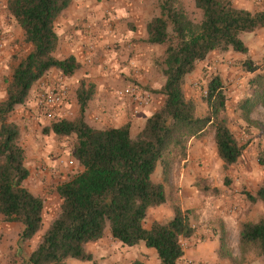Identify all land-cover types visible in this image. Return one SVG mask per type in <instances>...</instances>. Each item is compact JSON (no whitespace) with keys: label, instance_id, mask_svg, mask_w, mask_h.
<instances>
[{"label":"trees","instance_id":"16d2710c","mask_svg":"<svg viewBox=\"0 0 264 264\" xmlns=\"http://www.w3.org/2000/svg\"><path fill=\"white\" fill-rule=\"evenodd\" d=\"M72 1L8 0L6 3L7 14L19 27L23 41L31 47L13 68L6 82V96L0 101V216L5 223L21 227L19 247L40 231L44 202L23 187L29 171L20 144L21 128L10 121V116L29 100L37 82L51 70L64 78L80 71L81 64L73 56L56 57L59 39L55 24ZM192 1L201 12L199 23H192L183 14L182 0H159V15L146 25V44H167L161 71L164 82L159 90L163 102L135 135L130 134L128 124L96 130L85 122L84 111L93 86L83 81L76 90L79 112L75 118L39 122L35 106L33 115H27L31 120L24 122V127L49 123L46 133L51 132L58 139L74 138L71 157L82 170L56 186L61 201L59 212L25 264L92 262L86 244L99 241L106 232L113 241L127 247L143 242L155 250L159 264H178L183 257L181 241L194 233L188 211L175 205L170 220L145 227L148 211L167 200L164 184L153 180L158 166L164 178L168 173L171 161L165 153L175 147L180 157L185 158L187 142L206 128L213 131L216 154L224 170L235 165L244 150L228 128L221 79L212 77L206 84V95L202 97L207 107L204 116L197 115L194 103L186 98L185 79L212 52L247 55L248 48L240 35L264 29V11L237 9L231 0ZM239 66L247 74L259 70V65L249 58L241 60ZM250 84L254 95L242 103L246 122L255 99L259 98L260 103H256L264 109V91L257 96L261 88L264 90V74L253 77ZM34 99L36 103V95ZM201 189L215 190L204 186ZM248 198L252 203L264 205V185ZM238 243L241 255L255 249L264 262V217L256 222H241Z\"/></svg>","mask_w":264,"mask_h":264},{"label":"rangeland","instance_id":"374dc122","mask_svg":"<svg viewBox=\"0 0 264 264\" xmlns=\"http://www.w3.org/2000/svg\"><path fill=\"white\" fill-rule=\"evenodd\" d=\"M7 1L0 0V101L6 96V82L10 79L13 68L31 49L30 45L23 41L22 33L15 21L6 12ZM76 1L78 0H73L71 3V8L74 9L73 12L78 10V7L75 6ZM115 2L132 5L130 8L134 10L133 14L136 15L134 17L137 18L136 20L139 23L135 24V22L128 18L123 24L125 31H136L137 28L141 29L142 27L146 32L147 23L155 17V14L156 16L159 15V0H89L92 6L87 9H91V13H103L107 16L106 11L108 10L109 3ZM144 3H147V9L143 8ZM181 8L189 21L194 24L199 23L201 12L195 8L192 0H182ZM87 30L91 31L93 29L88 28ZM261 31L264 30L261 29ZM261 31L258 30L254 33L240 35V39L248 48L247 55L235 54L236 56L234 57H238L235 59L229 51L228 53L219 54L215 58L208 59L207 57L205 62L198 64L196 68L198 76L191 80V82H188L191 90L187 91V96L185 94L186 98L194 103L197 115L204 116L207 113V107L203 103L202 97L205 96L203 91H206V84L212 77L221 79L226 96L225 115L228 128L238 143L244 147L237 163L228 170L222 168V164L216 154L213 131L211 128H206L203 133L187 142L185 158L180 157L178 149L175 147H171L165 153V157L171 161L165 178L161 174L162 168L160 166H158L153 175L154 181L161 182L166 186L169 205H171L172 209L175 205L180 206L176 185L178 182H185L187 179L189 180L186 183H190L188 184L190 187L187 184L186 186L189 188L194 187L198 190L204 202H209L210 199L214 198L220 203L227 198L239 196L238 200L241 201L240 203H242L243 208L246 209L245 213L242 214L244 215L243 217L241 214L232 215L230 210L229 212L226 211L225 216L230 219V223L226 224L222 218L218 217L220 215L211 221L200 220L201 215L197 211L201 209L193 208L191 214H189V219L190 224L193 225L194 230L198 233L196 236L197 242L190 245L185 242V239L181 242L185 250H196L197 257L211 254L213 260L205 262L201 258L200 260H196L184 257L180 260L179 264H182V262L186 264H264L260 253L255 249H248L244 255H241L238 243L239 224L245 221L256 222L261 217H264V205L260 202L252 203L248 198L255 195L256 191L264 185V109L259 104V98L255 99L250 106L249 122L243 119L242 109V103L254 95V88L250 84L251 79L256 75L264 74V33H261ZM92 37L94 36L90 35V38ZM128 40L134 46L138 44L141 47L153 50L152 55L154 58L152 65L154 71L152 76L155 79V83L161 82L162 79L164 80L161 71L167 44L151 46L146 44L145 40L138 37H131ZM61 43L59 51L64 48ZM116 45L118 46L115 47ZM116 45H112L111 49L113 52L117 57H123V63H129V59L133 55V52L129 51L131 49L124 46L123 51H120L122 47L119 45V42ZM56 57L61 59L65 58L66 55L57 51ZM245 58H249L259 65V70L255 74H247L241 70L239 66L240 61ZM52 77L57 79L62 76L59 72H55ZM66 79L72 86L71 99L75 98L76 90L82 78L81 76L74 75ZM263 91V88H261L257 96H261ZM35 95L36 92L32 91L29 100L21 106V108L24 107L26 113L19 110L18 113H22V118L20 115V118L15 119V121H17L20 128L23 127L21 129L24 130V134L30 132L31 130L29 129L32 128L34 129L32 136L37 135L36 138H40L43 142V136L45 134L46 136L48 135L46 129L49 127V123L38 124L36 128H24L23 126V118L25 119L28 114L33 115L32 109L35 106ZM257 101L259 103H256ZM27 103L28 105H26ZM160 107L161 105H159L158 109ZM18 109L20 107L16 108L15 111ZM65 118L69 119L68 116ZM61 140L64 142L63 148L72 149L74 138L59 139V141ZM184 160L187 161L183 162ZM33 161L34 159L32 160L31 158L25 161V166L29 172L34 167L32 165ZM63 170L64 168H59L57 173ZM79 172V165L75 164L70 176L73 177ZM57 173L49 174V182H41L37 188L33 189L32 194L42 198L44 202L42 227L33 239L23 243L19 247V232L21 227L17 224L5 223L0 216V264H25L24 261L36 247L43 232L58 214L61 201L55 192V188L68 179L62 181V172L59 175ZM203 186L215 190L205 191L201 189ZM240 219H243V221H240ZM227 225H229V229H227ZM209 228L216 232L214 233L215 239L209 238L204 234V231Z\"/></svg>","mask_w":264,"mask_h":264},{"label":"crops","instance_id":"0c3cea01","mask_svg":"<svg viewBox=\"0 0 264 264\" xmlns=\"http://www.w3.org/2000/svg\"><path fill=\"white\" fill-rule=\"evenodd\" d=\"M231 2L237 9L250 12L264 11V0H231ZM146 5L147 3H144V9H147ZM71 6L63 12V16L61 15L55 24V30L59 39L57 51L58 53L65 54L66 57L73 56L81 64L80 71L75 75L81 76L83 82L93 86L92 97L84 111V120L91 128L96 130L119 128L128 124L130 134L135 135L141 130L145 120L163 102V96L158 91L164 80L162 79L161 82L155 83V79L152 76L154 71L152 65L154 58L152 55L153 50L141 47L135 43L134 46L128 40L131 37L146 40V32L142 27L131 32L123 29V24L128 18L135 22V24H139L136 20L137 18L134 17L136 16L133 14L134 10L130 8L132 5H128V3H109L108 10L106 11L107 16L103 13H91V9H87L92 6L89 0L76 1L75 6L78 7V10L74 12ZM88 28H92L93 30L89 31L87 30ZM262 32L264 33V31ZM90 35L94 37L90 38ZM117 42L122 47L120 51H123V47L125 46L131 49L129 51L133 52L129 63H123V57H117L111 49L112 45H116ZM60 43L64 48L59 51ZM229 53L233 57L236 56L231 51ZM216 56H219V53L216 51L212 52L208 56V59L215 58ZM234 58L237 59L238 57ZM55 72L58 71L51 70L45 76V79H56L52 77ZM196 76H198V70L186 78L184 85L186 96L187 91L191 90L188 82H191ZM67 84L70 88V95L66 103L56 112L59 119H63L66 116L69 119L71 117L75 118L79 112L76 94L75 98L71 99L72 86L68 80ZM128 87H137L142 93L149 94L150 101L137 107L128 98H119L117 92ZM19 110L25 112L24 107H20V109L14 110L10 116V121L17 125L18 123L15 119H19L22 114L18 113ZM26 118H23V123H27ZM31 127L36 128V125ZM29 130L31 131L24 134V130L21 129L20 143L25 152V161L29 158L34 159L32 162L34 167L29 172L30 176L23 182V186L33 193V189L37 188L41 182H49V174L57 173L59 168H64L63 171L57 173L59 175L62 172L61 180L65 181L69 179L71 177L70 174H72V168L77 163L74 161L70 166H58L57 159L68 160L71 157V148H63V140L59 141L51 132L47 136L46 134L43 136L42 142L40 138H36V134V136H32L34 129L31 128ZM186 161L184 160L183 162ZM81 170L79 166V171ZM188 180L178 182L176 185L177 197L182 211H188L191 214L193 208H198L201 209L197 211L201 215L200 220L211 221L220 215L218 217L222 218L226 224L230 223V219L225 216L226 211L229 212L230 210L232 215L241 214L242 217L244 216L242 214L245 213L246 209L243 208L242 203H240L241 201L238 200L239 196L227 198L220 203L214 198L210 199L209 202H204L198 190L194 187L189 188L190 185L188 184L190 183H186ZM164 187L167 191L165 185ZM172 217L173 209L169 205L167 196L164 205L148 211L145 227L147 229L150 228L153 222H167ZM240 221H243V219H240ZM227 229H229V225H227ZM214 233L216 232L210 228L204 231L207 237H212L213 239H215ZM197 235L198 233L194 230L193 235L186 239L185 242L189 245L196 243ZM86 250L92 255V262L70 261V264H159L155 250L147 248L143 242L133 247H127L119 242L113 241L108 232L99 241L86 244ZM183 251L184 255L181 259L186 257L200 260L201 258L205 262L213 260L211 254L197 257L196 250H185L183 248Z\"/></svg>","mask_w":264,"mask_h":264},{"label":"built area","instance_id":"2783aa9c","mask_svg":"<svg viewBox=\"0 0 264 264\" xmlns=\"http://www.w3.org/2000/svg\"><path fill=\"white\" fill-rule=\"evenodd\" d=\"M36 118L39 122H48L57 117V110L62 107L67 101L69 95V86L67 79L64 77L53 79H41L36 84ZM206 95V91H203ZM119 98H128L137 107L150 101V95L142 93L137 87H128L117 92ZM31 117H27L26 121L30 122ZM74 163V159L70 157L68 160L57 159L58 166H70ZM182 248H184L181 242ZM180 262V261H179ZM178 262V264H179ZM182 264H186L183 263Z\"/></svg>","mask_w":264,"mask_h":264}]
</instances>
